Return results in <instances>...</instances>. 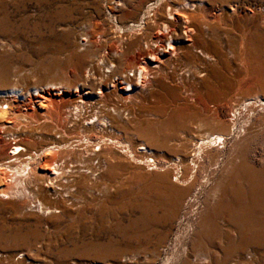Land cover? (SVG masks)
<instances>
[{
  "label": "rangeland",
  "instance_id": "1",
  "mask_svg": "<svg viewBox=\"0 0 264 264\" xmlns=\"http://www.w3.org/2000/svg\"><path fill=\"white\" fill-rule=\"evenodd\" d=\"M107 1L0 0V88L15 86L27 92L31 87L41 89L48 83H62L68 86L81 84L83 92H96L101 81L108 82L102 90L108 95L107 99L121 103L117 98L119 88L111 92L105 90L107 86L110 88L109 81L114 76H102L101 67L91 75L86 66L96 64V57L106 50L105 39H114L120 32L115 28L116 21L123 28L132 22L142 23L145 16H152L154 2L159 0H121L117 6L113 3L115 0ZM199 1L161 0L168 6L177 7L183 2L192 3L193 8L188 10L196 16L200 15L196 7ZM202 1L213 13L234 16V28L227 31L226 41L213 44L217 49L224 48L223 56L213 64L219 92L208 106L222 120H228L233 113L239 114L236 119L239 125L244 124L245 134L238 137L235 133L236 136L234 134L226 146L218 150L219 157L200 165L190 181H184L190 173L188 165L179 167L182 176L175 179L178 167L173 160L178 156L183 162L191 149L190 144L180 146L175 139L181 138L186 131L190 134L221 131V123L216 119H203L191 102L183 105L184 101L169 91L178 86L176 77L168 75L165 79L161 76L165 86L161 108L159 103L153 106L145 103L142 108H134L133 116L129 110L125 111L123 128L117 132L131 149L134 142L142 140L150 149L149 157L154 159V164L149 162L148 165L145 155L140 153L135 154L133 160L117 152L111 167L104 170L108 172L103 181L105 188L92 190L95 200L86 209L66 202L68 213L65 215L34 211V207L22 198H0V264H213V256L220 255L218 249L225 242L222 235L213 239L212 247L196 234L203 236L211 227L209 221L202 219L205 216L213 218L226 186L228 192L233 189L247 191L245 175L234 177L232 168L227 167V158L240 150L248 155L250 164L256 169L264 167V0ZM57 5L78 9L73 16H52ZM176 27L175 35L181 37L183 24L180 22ZM92 32L96 39H99V33L104 35L101 41L92 43L84 39L81 44L80 38ZM127 32L124 29L123 37ZM218 33L220 37L225 34L221 28ZM116 64L121 67L123 60H117ZM0 95H4V91ZM70 97L73 100L79 98ZM244 99L248 101L243 103ZM65 102L66 98H63L61 106ZM19 103L25 104L18 110L34 113V118L25 117L28 119L25 128L39 135L48 133L52 123L41 122L36 103L23 100ZM175 103L183 106L177 113L171 111ZM202 119L204 121L200 123ZM198 123L202 125L197 127ZM235 138L237 141L241 138L237 147L231 144ZM8 142L0 131V161L5 165L10 161L6 159ZM18 142L27 150L21 151L22 161L44 148V139ZM35 162L37 166L40 158L33 160L32 165ZM156 195L162 202L160 208L163 207L157 215L162 214L165 223L154 227L147 242L133 240L131 223L139 215L132 209L134 204L139 200L153 203ZM225 203H228L227 198L222 205ZM49 205L54 207V204ZM250 214L255 217L253 223L239 220L223 227L219 218L213 220L236 244L240 237L253 232L258 235L262 230L263 223L259 219L263 213L254 210ZM200 255H205L207 261H193L192 258ZM232 258H238L240 264H264V237L246 242L227 255L225 264H230Z\"/></svg>",
  "mask_w": 264,
  "mask_h": 264
},
{
  "label": "bare ground",
  "instance_id": "2",
  "mask_svg": "<svg viewBox=\"0 0 264 264\" xmlns=\"http://www.w3.org/2000/svg\"><path fill=\"white\" fill-rule=\"evenodd\" d=\"M120 1L115 0L113 3L117 6ZM183 3L177 7L168 6L161 0L154 2L152 16H145L142 23L132 22L126 28L116 21L115 28L120 32L114 39H105L106 50L96 57V64L86 66L91 75L101 67L102 76H114L109 81L110 88L107 86L105 90L111 92L119 88L117 98L121 103L107 99L108 95L102 93V90L108 82L101 81L95 88L96 92L90 90L83 92L80 89L81 84L68 86L62 83H48L41 89L31 87L27 92L15 86L0 88V93L4 91V95H0V131L3 132L5 140L9 141L8 144L10 143L6 152V159L10 161H7L6 165L0 161L1 199L18 197L29 206H33L34 211L65 215L68 213L66 202L70 201V204L86 209L95 200L92 190L105 188L103 181L105 173L108 172L104 170L110 166L111 160L118 156L117 152L133 160L135 154L140 153L145 155V162L148 165L149 162L154 164V159L149 157L151 151L142 140H139L142 143L134 142V148L131 149L128 143L121 141L117 132L123 128L125 111L129 110L133 116L134 108H142L145 103L150 106L157 103L158 107L161 105L162 92L165 91L161 76L165 79L168 75L176 77L175 83L178 86L169 88V91L176 94L178 99H182L183 105L191 102L197 106V112L204 116L203 119H216L221 123V131L204 130L196 134L186 131L181 138L175 139L180 146L191 145L183 162L178 156L173 160V164L178 167L175 179L182 176L179 175L181 172L179 167L188 165L190 173L184 181H190L200 165L219 157L218 150L225 147L235 133L238 137L245 134L244 124L239 125L236 119L239 114L236 116L233 113L228 120H222L215 116L214 109L208 106L213 96L219 92L214 80L213 64L223 56L224 48L217 49L213 44L226 41L229 36L227 31L234 28V16H221V12L213 13L202 0L195 5L200 11V15L196 16L193 11L188 10L194 5L189 2ZM77 9L57 5L52 16H73ZM180 22L183 24V35L177 37L176 26ZM219 28L225 32L221 37L218 33ZM124 29L128 31L125 37L121 34ZM85 35L79 40L81 44L84 43V39L91 40L92 43L99 42L104 36L99 33V39H96L94 32ZM119 59L123 60L121 67H117L116 64ZM70 95L79 98L73 100ZM63 98H66V102L61 106ZM22 100L36 103L41 122L52 123L48 133L39 135L25 128L28 126V119L25 117L34 118V113L18 110V107L25 104L19 103ZM246 100L244 99L243 103ZM173 105L171 111L176 113L183 108L182 104ZM203 119L199 122L204 121ZM200 123L196 126L200 127L202 125ZM23 127L25 129H22ZM21 129L22 133L19 134L18 131ZM36 139H44V148L36 154L34 152L33 155L27 154L22 161L21 151L27 150L18 141L30 143ZM239 141L235 138L231 144H236L237 147L241 144ZM36 157L40 158V162L37 166L35 162L34 166L31 162L35 161ZM249 160L248 155L242 154L240 150L227 158L229 162L227 167L232 168L234 177L241 178L245 175L247 191L244 193L233 189L232 192H228L226 186L213 218H219L223 227H228L227 224L239 220L253 223L255 217L250 214L251 211L260 210L263 213L262 219H259L263 223L262 230L258 235L253 232L249 236L240 237L234 244L226 230L223 231L213 218L205 216L202 221H209L211 227L203 236L199 233L196 236L201 241L204 238L212 247L216 236L222 235L225 240L222 248L218 249L220 255L213 256V264H225L224 259L227 255L246 242L264 237V167L256 169ZM258 181L260 182L256 183ZM151 195L150 192L149 196ZM155 198L156 201L153 203L139 200L134 204L132 209L139 215L131 223L130 237L133 240L147 242L154 227L165 223L166 218L162 214L157 215V212L163 209L160 208L162 202L157 195ZM225 198L228 199V203L222 205ZM49 204H54V207ZM192 259L203 263L207 261L205 255ZM239 261L238 258H232L229 263L240 264Z\"/></svg>",
  "mask_w": 264,
  "mask_h": 264
}]
</instances>
